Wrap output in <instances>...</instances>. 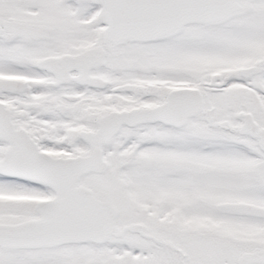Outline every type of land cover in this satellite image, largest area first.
Returning a JSON list of instances; mask_svg holds the SVG:
<instances>
[{
  "label": "rangeland",
  "instance_id": "374dc122",
  "mask_svg": "<svg viewBox=\"0 0 264 264\" xmlns=\"http://www.w3.org/2000/svg\"><path fill=\"white\" fill-rule=\"evenodd\" d=\"M7 1L0 0V73L34 69V63L43 58L101 53L103 65L92 73L106 75L109 84L100 94L102 109L123 103L149 107L165 101L170 87L178 85L199 87L205 109H213L181 129L154 125L117 135L106 150L110 167L83 183L116 207L118 226L142 224L146 233L181 249L186 264H237L244 256L256 260L252 264H264V219L218 209L223 203L264 206V156L252 142L241 149L235 132L238 85H248L242 81L240 69L264 60V0H239L241 10L226 19L186 26L158 42L118 46L105 42L100 0H41L46 10L31 19L28 13L35 10L30 2ZM70 2L77 5L76 10ZM14 7L20 11L14 13ZM87 22L103 26L83 38L81 26H91ZM69 23L72 29L60 33V27L69 28ZM131 53L141 61L127 59ZM129 69L147 73L145 82L153 88L146 89L142 99L116 101L110 89L123 78L107 74ZM215 75L220 77L218 83L227 79L221 90L211 86ZM252 106L262 110L259 103ZM12 189V193L18 190L0 184V224H20L24 221L19 220L33 214L31 200L10 199ZM0 264L180 263L176 252L126 233L102 244L40 250L0 248Z\"/></svg>",
  "mask_w": 264,
  "mask_h": 264
},
{
  "label": "water",
  "instance_id": "95a60500",
  "mask_svg": "<svg viewBox=\"0 0 264 264\" xmlns=\"http://www.w3.org/2000/svg\"><path fill=\"white\" fill-rule=\"evenodd\" d=\"M105 7L106 27L104 39L111 43L145 41L161 38L172 32L191 25H206L220 22L241 10L238 0H101ZM2 29L0 27V36ZM53 60L36 64L37 68L56 70ZM103 64L98 53L82 58H68L63 63V70H77L88 73L90 69ZM260 72L259 66L241 69L244 77ZM215 75L211 86L219 87ZM18 82L0 80V90L11 89ZM99 87L102 80L94 82ZM204 99L199 88L181 87L171 90L166 100L154 107L136 108L130 111L113 113L99 122L96 133H82L84 140L92 146V153L87 157H75L61 160L47 158L45 169L30 172H5L10 176L27 177L53 189L55 197L38 203L36 210L43 216L41 220H32L16 225L0 224V248L11 250H37L72 244H102L113 238H121L126 233L136 234L155 244L176 252L180 264H186V255L178 247L144 231L140 223H130L119 227V211L108 200L97 199L88 187L77 185L78 179L95 172L102 174L108 164L102 157V145L108 144L120 131L122 125L134 127L139 124L160 123L175 129L185 127L188 121L199 114H204ZM243 134L248 128L256 134L253 125L245 122ZM12 126L9 121L0 122V140H10ZM12 152H6V157ZM6 169L2 163L0 169ZM221 212L237 215H264V208L250 204L218 205ZM249 257H241L237 264H252Z\"/></svg>",
  "mask_w": 264,
  "mask_h": 264
},
{
  "label": "flooded vegetation",
  "instance_id": "af4514ba",
  "mask_svg": "<svg viewBox=\"0 0 264 264\" xmlns=\"http://www.w3.org/2000/svg\"><path fill=\"white\" fill-rule=\"evenodd\" d=\"M38 2H40V0ZM74 2L79 3V0H74ZM100 2L104 10L105 29V7L101 0ZM70 3L72 4V7H74V10H76V4L73 2ZM238 4L241 6L239 0ZM32 9H34L35 12H27L29 16L28 18L30 19L34 18L33 16L36 12L46 10L45 7L39 5L35 6L34 4ZM1 10L2 8L0 7V13H2ZM13 10L15 11H13L14 13L20 11H16L15 7ZM101 25L103 26V23ZM68 26L72 29L73 24L69 23ZM0 27L2 29V34L0 36L1 39L3 36L1 23ZM48 29L50 28L48 27ZM175 32L152 40H127L121 43L105 42L112 46H118L121 44H149L158 42ZM78 55L79 54H72L71 56H66L64 58H43L34 63V69L16 70L14 73H0V80H13L18 82L17 85L13 86L11 89L0 90V122H5V120L9 121L13 132L10 140H0V166L2 163L6 164L5 170H2V168L0 169V184H9L18 188L19 191L15 189L13 193V189L11 190L9 195L12 198L10 199L25 202L31 200L33 202V214L26 216L19 221L27 222L43 219V216L36 210V206L38 203L53 199L55 197V192L51 187L34 182L27 177L10 176L3 173L16 171L30 172L33 170L45 169L46 166H44V164L46 163L47 158L51 160H61L90 156L92 153V146L89 142L84 140L82 133H96L99 129L100 120L111 116L113 113L130 111L136 108H147L146 106H140V103H136L134 106L128 104L125 105L123 103L113 107V109H102L104 104L100 103V94L109 88L108 81L104 79L106 75L102 73H92V71L98 67L90 69L88 73H82L77 70L68 72L63 70V63L66 59H79L84 57ZM126 58L133 60L134 62L136 60L141 61L135 53L126 55ZM49 60H53L52 62L56 70L48 71L37 68V63ZM262 63H259L258 65H250L259 66L260 72L250 75L249 77L242 76L241 69L244 67L240 69L239 74L242 81H248V85H245L244 82L241 84L245 87H240L238 85V93H240V96H238V111L236 114L238 125L235 132L238 135V143L241 149L249 144V142H252L254 147L258 149L259 153L264 156L262 139L252 135L250 133V128L245 130L246 132L243 134V126L247 121L253 125L256 134L261 135V137L264 138V73H261L262 66L264 67V60ZM132 71L133 69H129L127 73L107 74V76H120L123 78L120 84L114 85L110 89V91L112 90L110 93L116 96V101L123 102L132 97L142 99L146 96V89L153 88L151 83L147 84L145 82L147 73H131ZM261 75L263 76L258 80V77ZM99 79L104 82L105 85L103 87L94 84V82ZM226 80H223V82L220 83V86L215 87V89L221 90L224 87ZM186 86L189 85H178L175 88L170 87L168 93L173 89ZM202 87H205V85H202ZM163 102L164 101L160 100L149 107H154ZM253 102H255L256 105L259 103L262 110L254 108L252 106ZM206 104L207 103H205L204 100V108ZM208 111L212 112L213 109L209 108ZM208 111L205 109V113ZM154 125L162 124L148 123L139 124L134 127L122 125L119 133L126 129H138L140 127ZM117 135L112 138L108 144L101 146L102 157L108 164L107 169L110 167L111 162L109 159H105V155H107L106 150L111 146ZM8 151L12 152V154L11 156L6 157L5 154ZM250 151L248 152V155H250ZM97 175L99 174L95 172L83 175L78 179L77 185L90 188L97 199L107 200L99 198L92 187L83 183V179L95 177ZM44 191H48V194H43ZM257 206L264 208V206ZM238 216H250L264 219V215ZM252 260L254 261L253 263L256 262V260Z\"/></svg>",
  "mask_w": 264,
  "mask_h": 264
},
{
  "label": "trees",
  "instance_id": "16d2710c",
  "mask_svg": "<svg viewBox=\"0 0 264 264\" xmlns=\"http://www.w3.org/2000/svg\"><path fill=\"white\" fill-rule=\"evenodd\" d=\"M7 1V0H6ZM21 1V0H20ZM23 1H28V2H30V4H34L35 6H37V5H39V6H42L41 4H43L42 2H41V0H40V2H38L39 0H23ZM7 2H9L10 3V0H8ZM3 4H4V2H3ZM74 5V4H73ZM85 7V5L84 4H82V11H83V8ZM74 9V8H73ZM13 14V13H12ZM89 19H92V18H90V17H88ZM88 24H89V22H87ZM101 24V23H100ZM100 24H97L96 22H94V23H91V24H89V25H91V26H84V25H82L81 26V34H82V37L84 38V37H88L89 35H92L93 33H95V32H99L100 31ZM56 26H58V24H56ZM61 29L59 30L60 31V33H62V32H64L65 30L66 31H69V30H71L70 28H68V27H66V26H63L62 25V27H60ZM95 28V29H94ZM94 30V31H93ZM58 32V31H57Z\"/></svg>",
  "mask_w": 264,
  "mask_h": 264
}]
</instances>
